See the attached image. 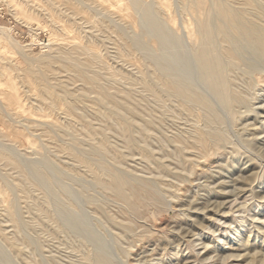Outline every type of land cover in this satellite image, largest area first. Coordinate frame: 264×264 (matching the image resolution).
Masks as SVG:
<instances>
[{"label":"rangeland","instance_id":"obj_1","mask_svg":"<svg viewBox=\"0 0 264 264\" xmlns=\"http://www.w3.org/2000/svg\"><path fill=\"white\" fill-rule=\"evenodd\" d=\"M192 1L0 0L12 38L35 34L25 56L0 50V264H264V58L232 40L225 101L196 58ZM212 1L197 0L216 31ZM197 131L209 140L190 146Z\"/></svg>","mask_w":264,"mask_h":264},{"label":"bare ground","instance_id":"obj_2","mask_svg":"<svg viewBox=\"0 0 264 264\" xmlns=\"http://www.w3.org/2000/svg\"><path fill=\"white\" fill-rule=\"evenodd\" d=\"M231 2H232V5H227L224 0H213L212 3H211L212 6H213V9L215 10V12L219 16H221L222 19L224 20L223 21L224 23H222V24H220L218 26H215V27H217V30L216 31L214 30L216 32V34L219 36L218 38L220 39V52H218V51L216 52L215 46H213L214 31L210 27V24H209V21H208V15H209L208 8H209L210 4L208 2H206L204 5H200V4H198L197 0H193L192 3H191V7L192 8L194 7V9H197L198 10V14L201 15V16H199V18H200L199 21L198 22L195 21V23L197 22L196 25L193 28H191V35H193L196 39H198L197 52H196L197 53V57L196 58H198L199 64L203 68V71H204V74H205V78L210 83V85L213 88V90L216 93H218L225 101H229V102H230V99L232 100V97L230 95H232L233 93H230V95H229V91L228 90H229L230 87L229 88H227V87H228V85L230 86L231 82L229 84L227 83L228 85H226V82L228 80L227 79L228 75L223 74V70L225 69V68L223 69V67H225V66H223L224 62H222V59L220 58V55H224V57L227 58V61L229 60L231 62V64L234 63V62H237V58H236L234 52L232 51V43H233L232 40L235 39V38L237 39L238 37H242V39L246 40L245 43H249V46L251 45L253 47V48L251 47V49H254L259 55H261V57L263 56V58H264V30H263L264 27L263 28L261 27L263 25L262 23H264V11H263L264 9L262 10L261 9L262 6L254 3L253 0H232ZM112 5H114V4H112ZM257 5L260 6L261 8L259 9ZM193 14H194V11H193ZM219 20H220V17H219ZM5 34L6 35H2L0 37V50H3L5 52L6 51L17 52V53L22 54L24 56L27 55L28 48H29L28 46H27L28 48L25 47V46L29 44L30 40H31L30 44L34 43V40H35V34H32L31 35V39L29 41H27V43L21 44V43H18L15 38H12L11 35H9L8 33H5ZM51 36H53V35H51ZM189 38H192V37H189ZM39 61L43 62V63L44 62L48 63L50 61V59H49V57L44 56V57H40ZM35 63H36V61H35ZM78 71H79L80 75H82L81 71L80 70H78ZM224 71H226V70H224ZM255 73H256L255 75H257L258 78L264 79V69L263 68H261L260 70H259V68L256 69ZM225 76H227V78ZM83 77L86 80L88 78V77L86 78L85 76H83ZM89 78H88V80H90ZM225 78H226V81H225ZM164 84H165V86L168 89L173 91L175 94L181 95V96H183V97H185L187 99L193 100L195 102H199V103L203 102L202 98H200L198 95H196L188 86L176 84V83L170 82L168 80ZM8 86L11 88L10 92L7 94L9 96V98H10L9 99L10 104H12V103L16 104L13 108L18 106L21 109H25L23 107V105L20 103V99L18 98V94L15 92V90H14L13 86L11 85V83H8ZM39 86H41V85H39ZM231 90H233V89H231ZM233 92H235V91H233ZM237 98H238V94H237ZM116 99H118V97ZM234 99H233V101H234ZM47 102L49 103V101H47ZM230 104H231V102H230ZM171 111H172V109H171ZM205 135L203 134V132L197 131V137L194 140V142L191 143L190 146H194L196 144L202 145V144H204V142L206 143L207 140H209V138L206 139L207 135L206 136ZM179 138H177V140L181 141V139H179ZM211 146L213 147V144ZM186 159H188V158H186ZM174 162H176V161H174ZM247 180H249V178H247V177H244V176L238 177L235 180V183L238 184V185H236V188L237 189H239V188L241 189L242 184L245 181H247ZM142 181L143 180H141V182ZM129 184H131L129 180L125 179L124 177H121L120 175H118L116 173H113L112 174V179L108 183V188L116 196H118L119 198L123 199L126 202L127 206L131 207V204H130L131 201L129 203V200L127 199V197H126V195L124 193V186L125 185H129ZM135 184H136V182H135ZM218 184H220V181L217 183V186L211 187V188L208 187L209 189H207V190H208V192H210L211 195H213V196L217 195V193L219 192L220 187H218L219 186ZM221 185H222V183H221ZM131 186H132V184H131ZM143 186H144V184H143ZM146 186H147V188L149 190L148 192H153V190L151 189V186L147 182H146ZM220 191H222V190H220ZM218 195L220 196L219 193H218ZM206 202H207V204H209L208 203L209 199H207ZM96 207L98 209L100 208V210H101V206L99 207L97 205ZM202 207L199 208L200 210H198V212L201 213L202 216H203L204 214H203V212L201 210ZM199 219L201 220L202 218L199 217ZM114 223L118 226V228L121 229V231H128L127 229L129 228V226H128L127 223H124L121 220H116V221H114ZM65 226H68V225H65ZM102 259L103 258L100 257L101 262H103ZM100 260H99V262H100Z\"/></svg>","mask_w":264,"mask_h":264},{"label":"built area","instance_id":"obj_3","mask_svg":"<svg viewBox=\"0 0 264 264\" xmlns=\"http://www.w3.org/2000/svg\"><path fill=\"white\" fill-rule=\"evenodd\" d=\"M0 6V33H9L14 37L20 36V31L16 28L14 23H10V20L7 23L2 21L3 14Z\"/></svg>","mask_w":264,"mask_h":264}]
</instances>
